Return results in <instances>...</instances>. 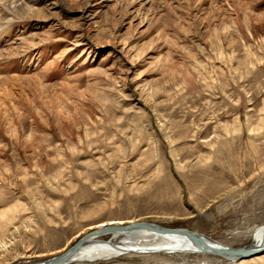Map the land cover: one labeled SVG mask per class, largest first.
<instances>
[{"label": "rangeland", "instance_id": "rangeland-1", "mask_svg": "<svg viewBox=\"0 0 264 264\" xmlns=\"http://www.w3.org/2000/svg\"><path fill=\"white\" fill-rule=\"evenodd\" d=\"M133 221L231 248L264 226V0H0V264Z\"/></svg>", "mask_w": 264, "mask_h": 264}, {"label": "bare ground", "instance_id": "bare-ground-1", "mask_svg": "<svg viewBox=\"0 0 264 264\" xmlns=\"http://www.w3.org/2000/svg\"><path fill=\"white\" fill-rule=\"evenodd\" d=\"M136 223H141V222L133 221L129 223H124V222H109L106 224L102 223V224L97 225L94 228H91L89 233H92L96 230H101L102 228L125 227V226H130ZM142 223H145V222H142ZM112 236H113L112 240H109L107 241L108 243L105 242L101 245L94 243V241L99 240L100 237L89 238L88 241L91 244L86 243L84 246H82V248H80L78 252L71 257L68 264L108 261L113 258L115 259L119 256H124V255H147L143 253H148V252H154L153 254H156V253L199 254L197 252L198 249L196 248L194 243H192L190 239H188L187 237H185L184 235L180 233L176 235H164V234H160L159 232H153L151 230H139V229L130 228L128 230L115 232L112 234ZM117 238H121V240L119 242H114ZM204 239L207 243L209 242L213 243L212 245L214 246L221 247V248H227L216 242H212L210 239H207V238H204ZM253 239H254L253 244L256 247L264 246V226L256 228L254 230ZM66 251L58 255H55L51 258L60 256ZM262 255L263 254L259 256H262Z\"/></svg>", "mask_w": 264, "mask_h": 264}, {"label": "water", "instance_id": "water-1", "mask_svg": "<svg viewBox=\"0 0 264 264\" xmlns=\"http://www.w3.org/2000/svg\"><path fill=\"white\" fill-rule=\"evenodd\" d=\"M139 229V230H151L153 232H159L160 234L164 235H176L178 233L184 235L198 249V253L202 255H211L218 257L220 259H225L232 262H239L243 260L250 259L255 256H259L261 254H264V246L256 247L254 243V239L252 240L251 244L244 246L242 248H221L212 245L213 243L209 242L207 243L202 237V235H198L195 233H191L184 230H173V229H166L163 227H160L155 224H149V223H136L130 226L125 227H107L102 228L101 230H96L92 233H89L85 236H83L76 244H74L70 249H68L65 253L61 254L60 256L48 259L46 261L37 263V264H68L69 260L73 255H75L82 246H84L86 243H89L88 239L91 237H102L105 235H112L115 232H120L128 229ZM113 237V236H112ZM213 242V241H212ZM94 243L97 244H103L105 241L97 240L94 241ZM108 243V242H107ZM91 244V243H89ZM154 252H148L143 254H153ZM121 255V254H120Z\"/></svg>", "mask_w": 264, "mask_h": 264}]
</instances>
